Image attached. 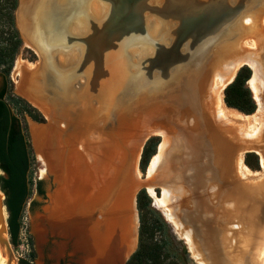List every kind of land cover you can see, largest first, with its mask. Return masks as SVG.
<instances>
[{"label":"bare ground","instance_id":"1","mask_svg":"<svg viewBox=\"0 0 264 264\" xmlns=\"http://www.w3.org/2000/svg\"><path fill=\"white\" fill-rule=\"evenodd\" d=\"M19 1L17 28L39 62H19L16 91L48 121L46 129L31 126L29 133L44 165L42 173L53 177L56 186L44 216L39 217L38 241L47 236L64 239L66 243L58 248L57 256L71 243L76 264H122L131 246V231L135 237L137 229L135 194L141 185L148 183L147 192L153 197L155 193L150 185L157 182L161 185L160 197L156 198L158 205L176 235L187 243L197 264H264V249L259 242L264 243V172L250 171L242 155L235 156L233 170L234 153L228 144L231 132L235 139L237 132L247 131L249 138L256 142L255 152L264 170V100L261 97L264 30L249 18L245 19L244 23L250 27L239 29L238 34L252 35L256 42L249 44L247 39L241 43L237 38L220 45L202 65L176 69L156 92L118 103L111 115L105 112L98 115L101 98L94 97L87 109V100L91 97L80 87H72L68 92L70 75L62 72L67 65L75 66L82 60L84 46L69 49V42L73 35L83 34L84 8L78 7L74 13L71 5L88 0H58V4H65L67 11L65 7H36L40 0ZM92 1L95 0H89L90 4L84 7L94 16L92 12L98 13V9L90 7ZM97 4L101 9L103 4L100 1ZM65 15H68L65 24L69 32L65 24L57 21L64 20ZM147 28L150 31L148 23ZM56 33L60 37L50 42V35ZM133 50L139 54L134 55ZM129 54L136 62L149 51L132 49ZM244 65L252 72L248 87L257 105L256 112L249 116L227 109L223 102L224 88ZM53 82L62 91L54 89ZM50 97H55L58 103H53ZM64 99L68 100L67 104L80 101L82 109L78 116L86 123L70 118L73 110L65 109L66 104L60 103ZM107 124L116 125L124 132L121 141L117 139L119 134L117 138L107 136ZM155 133L162 141L145 179L138 181L135 169L145 139L142 138ZM127 150L135 153L134 166L128 172L125 170V190L117 196L114 191L121 168L127 165ZM234 172L236 180L248 186V192L233 181ZM229 177L232 181H228ZM232 194L242 197L241 201L235 200ZM0 212L4 221L5 209ZM0 264H7V258L0 255Z\"/></svg>","mask_w":264,"mask_h":264},{"label":"water","instance_id":"2","mask_svg":"<svg viewBox=\"0 0 264 264\" xmlns=\"http://www.w3.org/2000/svg\"><path fill=\"white\" fill-rule=\"evenodd\" d=\"M97 1L106 5L104 7L106 12L100 19H96L88 13L87 7H82L85 21L82 27L83 34L73 35L69 42V45L71 44L69 49H73L76 45L84 46L82 60L75 66L67 65L62 72L65 71L67 75H70L67 85L71 87L67 89L68 92L72 89V83L82 78L85 84L80 86V90L83 88L91 100L94 97L101 98L97 108L98 115L104 112L111 115L118 103L137 95L156 92L176 69L186 68L188 70L199 63L202 65V61L210 57L216 47L234 41L232 28L240 21L243 14L260 0ZM83 4L88 6L90 2L88 0ZM73 11L74 13L78 11V7H73ZM150 21L158 22L161 27L163 26L160 27L163 32L159 38H152L149 35L147 23ZM15 22L17 27L16 13ZM132 49H144L149 51V54L134 62V58L129 54ZM50 82H52L51 79ZM51 85L54 89L62 91L58 83L53 82ZM50 99L53 103L57 102L55 97H50ZM90 99L87 100V109H89ZM67 101L62 100V104L63 102L67 104ZM149 138L144 140L140 154ZM248 153L250 151L245 154ZM126 162L127 165L124 166L123 172L124 167L121 168L114 191L115 195L124 186L123 179L127 175L125 170L127 169L128 172L133 166L131 156ZM147 185L149 184L141 185L135 194L137 229L135 237L131 231V246L127 249L122 264H127L137 249L139 220L136 196L141 190H145L151 198L147 192L149 187ZM152 185L150 186L154 190L157 187L161 188L157 182ZM1 195L0 210L2 208L6 210L5 198L2 193ZM0 222V255L7 258V264H14L6 220L2 221L1 214ZM36 233L37 225L34 228V235L39 252L46 237L38 241Z\"/></svg>","mask_w":264,"mask_h":264},{"label":"trees","instance_id":"3","mask_svg":"<svg viewBox=\"0 0 264 264\" xmlns=\"http://www.w3.org/2000/svg\"><path fill=\"white\" fill-rule=\"evenodd\" d=\"M18 0H0V191L4 196L10 245L17 247L22 227V215L32 194L43 196L41 182L34 185L30 179L31 147L25 118L37 124L44 123L42 114L12 92L10 74L21 48V39L15 22ZM251 70L241 67L234 80L223 91V102L228 109L242 115L255 113L256 103L248 88ZM160 140L151 137L145 143L139 162L141 173L155 155ZM244 164L253 172L259 171L258 159L245 154ZM34 203L32 202L31 205ZM139 228L137 249L127 264H193L182 241L173 233L167 220L152 207V199L145 190L136 196ZM166 220V221H165ZM34 258V253L31 255ZM20 264H29L22 261Z\"/></svg>","mask_w":264,"mask_h":264},{"label":"rangeland","instance_id":"4","mask_svg":"<svg viewBox=\"0 0 264 264\" xmlns=\"http://www.w3.org/2000/svg\"><path fill=\"white\" fill-rule=\"evenodd\" d=\"M94 6L97 7L98 13L96 11H93L90 8L93 11L92 12L94 14L93 17L96 18V19H100V17H102L104 15L106 10L104 8H102V7L100 9V7L97 4L96 0L92 1L90 7H94ZM248 18L250 20H252L255 24H258V27L261 28V30H264V25L262 24V22H263L262 19H264V0H260L256 5L253 6V8H251L250 10L245 12L243 14L242 18L240 19V21L232 28V35L235 37L234 40H236L238 38L239 40H241V43H242V42H245L248 39V41H246V42H248L249 44H250L251 41L256 42V37H253L252 35H248L247 34V35L239 36V34H238L239 33L238 32L239 29L242 31V30H245V29L250 27V25H246L244 23L245 22L244 20L248 19ZM148 25L150 26L149 33H150V35L153 38H157L163 32V30H161V28L163 26L161 27L160 24H158V22L150 21V22H148ZM20 39H21L22 44H21L20 51L18 52V54H17V56L15 58V62L13 64V68H12V71H11V74H10V81L12 83V92H13V94L15 96L25 100L26 102H28L21 95H19L17 93V91H16V83L18 81V77L16 76V69L19 66V62L20 61H24L25 63H29V64H36L38 62V57L33 52V50L25 42L23 43L24 40L22 41L23 38H21V36H20ZM253 52L256 53V49L253 50ZM132 53L134 55H138L139 54L138 51L136 52L134 50L132 51ZM71 63H73V62H71ZM83 83H84V80L82 78H80V79L76 80V82L72 83V87L73 88L75 87V89H78L80 86L83 85ZM261 84L263 86V89L261 90V97L264 100V80L263 79L261 81ZM247 85H248V83H247ZM0 86H1V80H0ZM252 97H253V95H252ZM28 103L31 104L30 102H28ZM60 103H62V101H60ZM92 103H93V99L90 101L91 105H92ZM65 104L66 103L63 102L62 105H65ZM31 105L33 107H35L33 104H31ZM66 108L73 110L72 111V115H71L70 118L74 122H79V121L83 122V123L87 122V121L83 120V118H80V116H78V115H80L79 112L82 109L80 101H78L77 104H73V103L72 104L71 103L70 104H66L65 109ZM36 109L42 114V116L44 118V123H42V124L34 123L33 121H31L27 117L25 118L24 122H25V125H26V128H27L28 141H29V144H30V147H31V158H32L31 167H30L31 183H32V185H34L36 182L40 181L41 182V188H42V190L44 192V195L43 196H38L36 194V192H35V187L34 186L32 187V194L30 196V199H29V201H28V203H27V205L25 207V210L23 212V215H22V227H21V231H20V235H19L18 246L17 247H13L11 245V247H10L11 251H12V255H13V262H14V264H20L22 261H25V262H27L29 264H76L77 263V258L72 253L71 243H68L67 248L64 250V252L62 254H60L58 256L56 255L58 248L62 247L63 244L66 243V241L64 239H62V238L54 237V236H47L45 238V241L43 242L44 244L41 247V250L38 252V250L36 248V238H35V235H34V228H35L36 225H38L39 217L44 216V210L49 206V196H50V194H53V192L55 190V187H56L55 184H54L53 177H51V176L47 177L45 175V173L44 174L42 173L43 170H44V165L39 159V153L36 152L35 148L32 145L31 136H30V133H29V128L31 126H36V127H39L40 129L44 130L48 126V121L45 118V116L43 115V113L38 108H36ZM256 109H257V105H256ZM229 110H231V109H229ZM232 111H234V110H232ZM234 112H236V111H234ZM236 113H238V112H236ZM238 114H240V113H238ZM240 115H242V114H240ZM106 127H107V129H105V132H106L107 136H109L110 134L113 135V136L116 135V138L119 136L117 138L119 141H121L122 138L125 136L124 132L116 125L112 127V126H109V124H107ZM244 128L245 127H243V129ZM137 129L138 128H136V130ZM113 130H114V132H113ZM244 130H246V128ZM138 131L139 130H137V132L135 131L136 133H134V134H136V136L139 133ZM236 134H237V138L232 139L233 133L231 132L230 133V135H231L230 138L231 139L228 140V144L230 145L229 150H231V152L234 153V154H232V160H231L232 169L233 170L235 169L234 168L235 167V156L237 158L238 155H240V156L242 155L243 163H244L245 153L247 151H250V153L256 155V157L258 159L259 171H257V172L263 173L264 170L261 167L259 156L255 152L256 149H257L255 147L256 142H253L254 140L249 138V135H248L249 133L247 131H243V132H239V133L237 132ZM130 136L131 135H129V137ZM242 136L246 137L247 139H239ZM131 137L134 139L135 135H132ZM149 137H158L159 140H160L158 146L156 147L155 155L153 156V157H155L157 155L158 147H159L162 139H161L160 136L157 135V133H155V134H145V136L142 138V140L144 138H145L144 140H146ZM235 145H237V147H236V150L234 151L233 148H234ZM133 154H135V153L134 152L130 153L129 150H127L126 157L128 159L130 158V156L132 157V164L134 166ZM140 155L141 154L139 152L138 161H137V165H136V169H135L136 178H137V174H138V179H137L138 181L145 179L146 172H147L148 167L150 165V162H151V160L153 158L152 157L150 159L149 164H148V166H147V168L145 170V173H141V171L139 169ZM1 175H2V173L0 172V176ZM235 175H236V173L234 172V180L233 181L236 182L238 187H240V188L242 187V191L248 192V189H249V188H247L248 186L245 183H241L240 179L236 180L238 177H237V175L236 176ZM229 178L230 179H228V181H230V180L232 181L231 177H229ZM228 181L226 179V182H228ZM124 190H125V186L121 187L119 189L120 192L118 191V193H117V196L120 195L119 193H121V191H124ZM154 193H155V195L153 197L150 196L152 198V207L154 206L153 208L155 210H157L164 218L165 214H164L163 210L160 208V206L158 205V202H157V199H156V198L160 197V194H161L160 187L155 188ZM232 196L236 197L235 200L239 198L238 200L241 201L242 197H238L236 195L234 196L233 194H232ZM32 202L34 203L33 205H31ZM5 214H6V218H5V220H6L7 219L6 210H5ZM169 226L171 227L173 233L176 235V232L174 231L173 227L170 224H169ZM176 237H177L178 240L183 242V244H184V246L186 248V251L188 253V258L192 261L193 264H197L195 262V260L193 259V256H192V254H191V252L189 250V247H188L187 243H185V241H183V239L180 238L179 236L176 235ZM8 239H9V237H8ZM259 242H260V244H262L263 249H264V243H262L263 241H259ZM32 253H34V258L31 257ZM198 253H199V251H198Z\"/></svg>","mask_w":264,"mask_h":264},{"label":"flooded vegetation","instance_id":"5","mask_svg":"<svg viewBox=\"0 0 264 264\" xmlns=\"http://www.w3.org/2000/svg\"><path fill=\"white\" fill-rule=\"evenodd\" d=\"M47 1L49 2V3H47ZM54 1V2H53ZM58 2V0H40L39 1V3H38V5L36 6V7H65V4H63V5H61V4H58V3H55V2ZM20 1L18 0V3H19ZM46 2V3H45ZM41 3V4H40ZM45 3V4H44ZM47 4V5H46ZM36 4H34L33 6H35ZM71 6H73V7H84V4L83 3H77L76 5L75 4H72ZM17 7H18V5H17ZM101 7H106V6H101ZM17 9V8H16ZM67 9V7H65V10ZM67 11V10H66ZM56 16H58V17H60L59 16V14H57ZM67 16L68 15H65V17H64V20H60V19H57V21L59 22V23H61V25H62V23L63 24H65L68 20H67ZM49 17V16H48ZM50 18V17H49ZM57 22V23H58ZM66 25V32H69V29H68V25L67 24H65ZM60 31V30H59ZM19 35H20V33H19ZM59 34L58 33H56L55 34V36H52V35H50V42H52V41H54V40H57L59 37H60V35H59V37H57ZM21 36V35H20ZM21 38H22V36H21ZM55 38V39H54ZM22 41H23V39H22ZM23 43H24V41H23ZM48 49V48H47ZM49 50V49H48ZM34 52V51H33ZM35 53V52H34ZM69 54V53H68ZM38 57V56H37ZM38 62H39V58H38ZM37 62V63H38Z\"/></svg>","mask_w":264,"mask_h":264}]
</instances>
